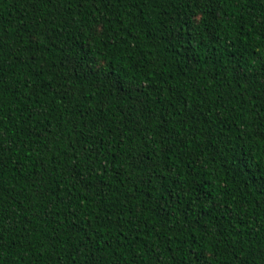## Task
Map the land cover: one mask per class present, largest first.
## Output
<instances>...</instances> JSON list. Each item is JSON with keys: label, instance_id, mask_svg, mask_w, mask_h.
<instances>
[{"label": "trees", "instance_id": "trees-1", "mask_svg": "<svg viewBox=\"0 0 264 264\" xmlns=\"http://www.w3.org/2000/svg\"><path fill=\"white\" fill-rule=\"evenodd\" d=\"M264 0H0V264H264Z\"/></svg>", "mask_w": 264, "mask_h": 264}, {"label": "snow or ice", "instance_id": "snow-or-ice-1", "mask_svg": "<svg viewBox=\"0 0 264 264\" xmlns=\"http://www.w3.org/2000/svg\"><path fill=\"white\" fill-rule=\"evenodd\" d=\"M261 133L264 134V129H261ZM252 147L257 148L261 154H264V135L260 140H257Z\"/></svg>", "mask_w": 264, "mask_h": 264}]
</instances>
